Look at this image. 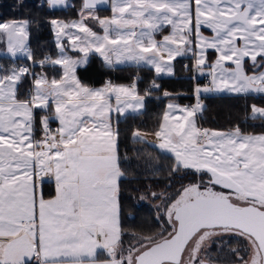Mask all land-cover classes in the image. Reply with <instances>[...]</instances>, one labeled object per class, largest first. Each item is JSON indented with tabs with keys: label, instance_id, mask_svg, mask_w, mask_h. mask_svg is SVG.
Returning <instances> with one entry per match:
<instances>
[{
	"label": "snow or ice",
	"instance_id": "snow-or-ice-1",
	"mask_svg": "<svg viewBox=\"0 0 264 264\" xmlns=\"http://www.w3.org/2000/svg\"><path fill=\"white\" fill-rule=\"evenodd\" d=\"M147 3L155 5L158 10L161 5H168L171 10H160L157 16H147L146 7L141 6L139 0L135 4L133 0H125L123 4L120 0H110L113 15L100 18L95 10L109 4V0H82L77 20H50L58 53L55 58L45 55L40 60L35 59L29 47L30 21H0V44L6 45V52L12 58L20 53L31 61L29 65L0 64V264H94L100 252L106 255L107 264H132L131 253L138 249L130 244L126 256L114 257L109 234L105 231L109 220L114 218L118 229L117 242H121L125 235H133L124 230L122 222L120 189L127 175L121 167L124 157L119 151V122L128 113H141L146 108V97L159 85L153 81L143 95L136 82L116 85L109 81L98 89L86 86L76 72L78 66L87 63L92 52L98 53L109 67L126 62L137 66L145 64L154 69L157 76L174 75L173 61L191 54L193 73L203 75L207 71L210 77L209 84L194 88L195 105L168 103L155 130L151 133L139 129L133 131V138L138 142L150 143L144 137L153 135L158 141L156 147L172 155L170 178L177 175L181 178L197 177L196 181L181 185L175 196L166 191L171 183L160 192H150L153 200L161 201L155 206L158 213L155 220L162 228L165 223L171 228L174 219L179 230L185 222L182 213L192 218L211 207L207 198L212 193L205 185L213 190L217 187L224 189L227 195L236 191L234 187H227L229 176L240 169L244 175L255 177L259 173L264 176V164H261L264 153H258L260 159L250 164L248 150H241L243 145L264 148V131L246 134L238 125L232 131L211 130L203 128L197 121V114L203 110L201 93L226 91L236 96L256 95L264 99V0H176L171 5L168 0H147ZM45 4L49 11L75 7L69 0H44L37 6L44 7ZM185 4L189 31L195 39L185 37L182 28ZM253 9L255 12L250 15ZM136 11L141 13L139 17L133 15ZM130 18L134 21L131 24L127 23ZM90 20L100 26L102 34L93 30L88 23ZM137 28L146 30L137 32ZM165 28L169 29L167 36L161 35ZM204 29L211 33L207 38L203 35ZM157 35H161L160 40L155 39ZM209 50L218 54L214 61L208 60ZM70 52L82 56L73 58ZM37 66L41 68L40 73L34 70ZM49 66H59L60 75L49 77L44 71ZM25 81H28L27 88ZM163 96L169 98L171 94L165 91ZM37 110H40L39 121ZM247 111L254 121L252 126L264 129V106L252 104ZM113 113L116 114L115 121ZM6 114L7 120L3 118ZM53 122L58 124L55 129L51 127ZM49 141L52 146L46 147ZM93 144L114 151L120 171L115 175L114 185H93L90 191L83 193L69 189L66 183L69 176L62 174L61 170L52 172L43 166L37 168L35 161H21L11 153L12 148L30 153L43 148L58 158L64 152L65 158L76 164L81 150ZM6 148L8 155L5 154ZM184 156L204 160L205 166L186 163ZM257 164L260 168L256 167ZM45 178L54 180L55 192L64 188L62 201L55 196L45 199ZM29 181L30 218L26 208ZM193 190L195 195L187 196V207L173 213L172 206L181 203L180 195ZM146 198L142 195L139 199ZM46 200L52 202V210L47 215ZM6 205L9 211L19 214L5 220ZM66 206H70L69 211H64ZM210 226L227 227L223 224ZM22 228H26L30 238L26 236L24 241L18 242L16 254L17 245L11 241L10 235L4 233L18 234ZM217 235L231 238L240 233ZM225 244V239L215 240L218 249ZM211 249L212 245H209L205 252V259L210 264ZM259 251L264 252V240ZM155 252L156 247L147 249L135 258L136 264H164L151 255ZM169 264L176 262L169 261ZM193 264H196L195 260ZM199 264H205L204 259H200ZM255 264H264V256H258Z\"/></svg>",
	"mask_w": 264,
	"mask_h": 264
},
{
	"label": "trees",
	"instance_id": "trees-1",
	"mask_svg": "<svg viewBox=\"0 0 264 264\" xmlns=\"http://www.w3.org/2000/svg\"><path fill=\"white\" fill-rule=\"evenodd\" d=\"M82 0H71L75 7L60 8L49 11L39 7L40 0H0V21L28 20L30 31V49L35 54V59H43L45 55L56 57V46L53 39L50 20L58 18L69 21L77 18V12ZM100 17H107L111 10L109 7L95 10ZM17 63L28 65V59L17 58ZM185 65L188 67L185 68ZM193 59L191 57L177 58L174 62V75L157 77L153 70L143 65H129L122 67L106 66L97 55H91L87 64L77 70L78 78L88 86H100L105 81L115 84H129L135 81L140 94L149 89L153 81L159 85L158 89H152L150 97L146 98V108L139 114H127L120 118V144L119 151L124 157L121 167L127 178L121 184L122 222L124 230L143 237H150L160 231V224L156 223L155 210L148 203L141 201L142 195H150V192H160L166 189L170 192L190 181H196L197 177L188 175L181 178L180 175L169 177V170L173 167V157L159 151L156 147L133 138L136 129L151 133L156 129L163 114L166 101L176 98L181 104L185 101L192 102L195 84L201 79L193 77ZM35 72H41L40 67L34 68ZM49 77L59 76V66H49L44 69ZM135 76L137 78L135 79ZM28 86V85H27ZM167 91L171 97L165 98L163 93ZM203 110L198 114L197 121L203 128L211 130L232 131L234 126H239L244 133H259L264 131L260 127H253L254 121L247 111L252 104L264 105V99L256 95H203L200 97ZM40 112H37L39 121ZM259 123V121H255ZM139 149L140 151H136ZM127 161V162H125ZM157 169H159L157 171ZM120 170V169H119ZM44 197L53 196V187L43 184ZM129 217H132L131 219ZM103 259V256L99 257Z\"/></svg>",
	"mask_w": 264,
	"mask_h": 264
},
{
	"label": "rangeland",
	"instance_id": "rangeland-1",
	"mask_svg": "<svg viewBox=\"0 0 264 264\" xmlns=\"http://www.w3.org/2000/svg\"><path fill=\"white\" fill-rule=\"evenodd\" d=\"M40 1H41V3L44 2V0H40ZM124 2H125V0H120L121 4H123ZM136 2H137V0H133L134 4ZM175 2H176V0H168L169 5L174 4ZM69 3H71V0H69ZM139 3L141 6L146 7V15L147 16H157L158 12L160 10H164L165 12L171 10L168 7V5H161L160 9L158 10V9H156L155 5L147 3V0H139ZM45 6H46V4H45ZM258 6L259 5H257V7ZM107 7H109L111 10L110 0H109V4H107ZM46 8H47V6H46ZM183 8H184L185 16H184V21L182 23V28L184 29L185 37L192 36V39H195V36H193L192 32L189 31V24L187 22V20H188L187 5L185 4L183 6ZM254 12H255V9H253V12L250 13V15H253ZM95 14L98 16L96 11H95ZM112 15H113V13L111 11L109 16H107V17H100L99 16V17L100 18H110ZM133 15L136 17H139L141 15V13L139 11H136L133 13ZM199 15L200 14H198V16ZM173 16H175V13H173ZM78 18L79 17L77 16V18L71 19L69 21L77 20ZM212 18L219 19V17H212ZM205 19H209V17H205ZM133 22L134 21L131 18L127 21V23H129V24H131ZM88 23L90 26L93 27L94 31L102 34V29L100 28V26L98 24H95L91 20L88 21ZM144 24L145 25L147 24V19H145ZM51 29L53 32L54 43L56 44L55 34H54V30H53L52 26H51ZM144 30H146V28H137L136 29L137 32L144 31ZM203 31H204L203 35L205 38H207L208 36L211 35V33L206 29H204ZM168 33H169V29L165 28L164 31L161 33V35L167 36ZM161 35H157L155 37V39L160 40ZM239 51L243 52V49H240ZM56 52L58 53L57 48H56ZM69 54L73 58H78V57L82 56V54L76 53V52H70ZM93 54L97 55L99 58H101L103 63L106 66H108L104 62L103 58L98 53H95V52H92L89 54L88 60H89L90 56ZM0 55H5L6 57H11V55L6 52V45H4V48H2L1 44H0ZM217 55L218 54L215 51L209 50L207 53L208 60L214 61L217 58ZM56 56H57V54H56ZM183 57H191L192 58L191 54L183 56ZM178 58H181V57H178ZM10 59H12V57ZM174 62L175 61H173V65H174ZM29 63H31V61ZM29 63H28V65H29ZM0 64H3L5 66L12 65V63H8L7 59H0ZM17 64H18V62H17ZM193 64H194V60H193ZM85 65L78 66L77 70L79 68L84 67ZM129 65H135V64H131V63L126 62L124 64L114 65L112 67H122V66H129ZM141 65L151 68L150 66L145 65V64H141ZM152 70L154 72V69H152ZM154 74H155V72H154ZM76 75H77V72H76ZM204 75L207 77L206 81L202 80V77ZM163 76H169V75H160L157 77H163ZM77 77H78V75H77ZM193 77L195 79H201V82L195 84V87L197 85L209 84L210 77L208 76L207 71L203 75H196L193 73ZM135 79H136V76H135ZM133 82H135V81H133ZM133 82H131L129 84H132ZM107 83H108V81H105L104 84L96 87V89L103 87ZM25 85H26V82H25ZM116 85H127V84H116ZM86 86H88V85H86ZM89 87L95 88V86H89ZM219 94L233 95L230 93H226V91H225V93L224 92L201 93V96H203V95H219ZM147 97H150V96H147ZM176 98H178V97L175 96V98H169L166 101L164 111L166 110V105L168 103H174V104H179V105L183 106ZM261 106H264V105H261ZM128 114H133V113H128ZM198 114H197V117H198ZM112 115H113V120L115 121L116 114L113 113ZM144 139L147 140L148 142H150L149 144L153 145L154 147H156V145L158 144L157 139L153 135H150V134L146 135L144 137ZM156 148L158 149V147H156ZM243 149L248 150L249 163L250 164L254 163L258 159H260V157L257 155L258 153H264V148H260L258 145H253V146L243 145L241 150H243ZM159 151L164 152V153L172 156L170 153H168L166 151H163V150H159ZM81 153H85L89 157V163L87 165V168H89V172L86 173L85 180L82 183V185H84L83 192L90 191L91 187L93 185H106V184H113L114 185L115 175L119 174V171H120L116 166V157H115L114 151L103 148L97 144H93L91 147H87V148L82 149ZM182 158L185 160L186 163H189V164L194 163L196 166H200V167L205 166V163H206V161H204V160H197V158L195 156H184ZM261 164H264V160L261 161ZM256 167L260 168V164H257ZM100 168H102V169H100ZM221 174H223V169H221ZM100 177H102V178H100ZM204 180L205 181L207 180L206 176L204 177ZM229 181L230 182L227 184V187H229V188L234 187L236 189L235 193H228L226 195L224 189L217 187L213 190L212 187H208L207 185H205V186L207 187L208 192L212 193V195H211L212 197H226V198L230 199L231 202L238 204V205L250 204V205H254L258 208L264 209V176H261L259 173H257V175L255 177L244 175L243 169H240L238 173H235L234 175L229 176ZM187 184H185V185H187ZM179 188H175L174 190H171L170 193H172L175 196L176 191ZM54 195H55V191L53 188V196ZM188 195H195V191L193 190L192 192H189L187 194L182 193L179 197L181 203L187 201ZM145 196L147 198L145 200H143V202L148 203L150 206H152L155 210V215L157 216L158 213L156 212L155 206L160 204L161 201L153 200L151 198V196H149V195H145ZM51 203L52 202H50L48 205L49 210L52 209ZM178 205L179 204H174L172 206V212H173L174 208ZM69 210H70L69 208H66V207L64 208V211H69ZM175 225H176V223L174 220L172 221V227L171 228H168L167 223H165L163 228H162V225L160 224V231L158 233H156L155 235L150 236V237H143V236H140L137 234H133L131 236L125 235L121 242H117V240H116L118 229L116 227L114 218L109 220V222L107 223V225L105 227V231L108 232L109 238H111V247H112L114 257L119 256L121 254H124L126 256L129 252V245L130 244L133 245L134 248L138 249L137 251H133L131 253L132 264H134V258L139 252H141L145 248L149 247L151 244L169 237L174 232ZM20 232L22 233V231H20ZM26 232H27V230H26ZM224 232H229V233L238 232V233H240V235L238 237H231V238L230 237H221V236L217 235L218 233H224ZM4 234L10 235L11 241L17 245L15 250H17L19 247L18 242L25 240L24 236H23V238L20 237V234H10L8 232H5ZM28 237L30 238V236H28ZM98 239H103V237H98ZM216 239H225L226 244L222 248L218 249L217 246L215 245ZM209 245H212V249H211L212 261H211V264H255L257 257L260 256V253H259V250L256 246L255 241L249 235H247V234H245V233H243L237 229H234V228H207V229L204 228V229H200L192 237V239L188 242L186 248L183 251L181 259H180L179 263H177V264H193L194 260L196 261V264H199L200 259H204L205 264H210V262L205 259V252L208 251ZM232 249H235V251H232ZM99 257H101V256L98 255V258L94 262V264H107V258L100 259ZM240 257H243V260H241ZM197 258H199V259H197ZM164 264H169V263H164Z\"/></svg>",
	"mask_w": 264,
	"mask_h": 264
},
{
	"label": "water",
	"instance_id": "water-1",
	"mask_svg": "<svg viewBox=\"0 0 264 264\" xmlns=\"http://www.w3.org/2000/svg\"><path fill=\"white\" fill-rule=\"evenodd\" d=\"M106 6H100L98 9ZM207 199L211 202V207L206 208L192 218L182 213L185 221L183 228L178 230L177 225H175V230L169 237L151 244L139 252L135 258L147 249L156 247V252L152 253V256L156 257L157 260L164 261V263L175 261L177 264L192 237L200 229L214 228L210 226L213 224L227 225L223 228H234L249 235L255 241L258 250L260 249L261 241L264 240V209L250 204L238 205L226 197L209 196ZM186 207L187 201L182 202L174 208L173 213ZM259 253L260 256H264V252L259 251ZM135 258L134 264H136ZM145 259H148V257Z\"/></svg>",
	"mask_w": 264,
	"mask_h": 264
},
{
	"label": "crops",
	"instance_id": "crops-1",
	"mask_svg": "<svg viewBox=\"0 0 264 264\" xmlns=\"http://www.w3.org/2000/svg\"><path fill=\"white\" fill-rule=\"evenodd\" d=\"M1 47L4 48V44H1ZM10 58L11 57H6L5 55H0V59H7L8 63H12V64L15 63L16 65H25V64L24 63L22 64V62L17 64L15 62V59H17V58L27 59L26 56H24L20 53H18L14 59L13 58L10 59ZM25 82H26L25 88H27L29 86L28 81H25ZM127 85H130V84H127ZM96 87H98V86H95V88ZM226 93H228V92H226ZM9 103H15V101H10ZM37 112H40V110H37ZM15 114L16 113H13V115H15ZM3 118L5 120H7L8 119L7 114ZM53 124H54L55 128L58 126V124L56 122H53ZM50 146H52V143H50L46 147H50ZM8 152H9V150L6 148L5 154L8 155ZM11 153L15 154L16 158H18L21 161H25V160L35 161L37 168L43 166L46 169H50L52 172H55L58 169L61 170L62 174L69 176V180L66 182L69 189L74 188V189L78 190L79 193H83L84 185H82V183L85 180L86 173L89 172V168H87V165L89 163V157L87 154L81 153L80 154V160L76 164H73L71 161H69L65 158L66 154L64 152H62L60 154V157L58 158L55 155H50L48 153V151H46L43 148L40 151L34 150L33 153H30L27 150H24L23 152H18V150L16 148H12ZM36 157H39V160H37ZM80 161H82L83 163H81ZM100 169H102V168H100ZM100 178H102V177H100ZM28 183H29V195H28V200L26 203V208H27V215L30 218V216H31L30 181ZM43 184H47V185L52 186L54 188V191H55L54 180L49 179V178H45ZM63 195H64V188L62 187L59 192H55L54 196L56 197L57 200L62 201ZM54 196L53 197H45V199L54 198ZM49 203H50V201H47V200L44 202L46 215H47V212L49 211V209H48ZM66 208L70 209V206H66ZM50 210H52V209H50ZM18 214L19 213L9 211L8 206L7 205L5 206V214H4L5 220H11L14 215H18ZM21 231H22V233L21 232L18 233V234H20V237L23 238V236H24V238H26V236H30L29 233L26 232V228H22ZM109 239L111 240V238H109ZM18 251H19V247L17 250H15V252L18 254ZM98 252H100V250H98ZM99 256H103V258H107L106 255L102 252H100Z\"/></svg>",
	"mask_w": 264,
	"mask_h": 264
},
{
	"label": "built area",
	"instance_id": "built-area-1",
	"mask_svg": "<svg viewBox=\"0 0 264 264\" xmlns=\"http://www.w3.org/2000/svg\"><path fill=\"white\" fill-rule=\"evenodd\" d=\"M29 64H31V63H29ZM136 78H137V76H136ZM202 80L203 81H206L207 80V77L204 75L203 77H202ZM192 97L194 98V100L192 101V102H190V101H185L184 103H182V105L183 106H189V105H195V101H196V98H195V96H194V94L192 95ZM51 127L53 128V129H55V126H54V124L52 123L51 124ZM50 143H52V141H49V144Z\"/></svg>",
	"mask_w": 264,
	"mask_h": 264
}]
</instances>
